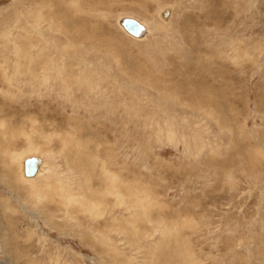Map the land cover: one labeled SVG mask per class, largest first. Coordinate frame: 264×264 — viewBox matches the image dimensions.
Here are the masks:
<instances>
[{
  "label": "rangeland",
  "instance_id": "1",
  "mask_svg": "<svg viewBox=\"0 0 264 264\" xmlns=\"http://www.w3.org/2000/svg\"><path fill=\"white\" fill-rule=\"evenodd\" d=\"M0 264H264V0H0Z\"/></svg>",
  "mask_w": 264,
  "mask_h": 264
},
{
  "label": "water",
  "instance_id": "2",
  "mask_svg": "<svg viewBox=\"0 0 264 264\" xmlns=\"http://www.w3.org/2000/svg\"><path fill=\"white\" fill-rule=\"evenodd\" d=\"M122 25L133 35L141 36L145 31V27L136 19L126 17L122 20ZM39 159L36 157H30L25 160V173L27 176H33L36 174Z\"/></svg>",
  "mask_w": 264,
  "mask_h": 264
},
{
  "label": "bare ground",
  "instance_id": "3",
  "mask_svg": "<svg viewBox=\"0 0 264 264\" xmlns=\"http://www.w3.org/2000/svg\"><path fill=\"white\" fill-rule=\"evenodd\" d=\"M171 9V8H170ZM169 12V10L167 9V10H163L162 11V14L165 16L167 13ZM127 17H129V18H133V17H130V16H127ZM124 18H126V17H122L121 19H120V26L124 29L123 31H125L126 33H128L129 35H131V36H133V37H137V36H135V35H133V34H131L123 25H122V20L124 19ZM134 19H136V18H134ZM136 20H138V19H136ZM144 27H145V31L141 34V36L140 37H142L143 35H145V33L148 31V27L144 24V23H142L140 20H138ZM145 37V36H144ZM242 59V58H241ZM30 157H36V158H38L39 159V164H38V166H37V171H36V174L35 175H33V176H27L26 175V173H25V160L26 159H28V158H30ZM22 170H23V172H24V176L26 177V178H34V177H36V175L40 172V170H41V168H42V165H44V158L43 157H39V156H34V155H30V156H27V157H24L23 159H22Z\"/></svg>",
  "mask_w": 264,
  "mask_h": 264
}]
</instances>
